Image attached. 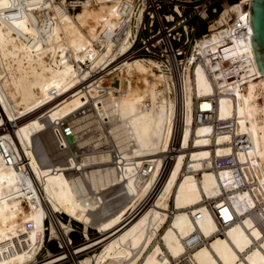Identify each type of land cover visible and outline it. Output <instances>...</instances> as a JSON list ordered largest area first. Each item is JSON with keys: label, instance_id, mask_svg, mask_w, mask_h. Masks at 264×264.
Here are the masks:
<instances>
[{"label": "bare ground", "instance_id": "bare-ground-1", "mask_svg": "<svg viewBox=\"0 0 264 264\" xmlns=\"http://www.w3.org/2000/svg\"><path fill=\"white\" fill-rule=\"evenodd\" d=\"M132 4L133 0H84L83 7L73 14L61 2L39 0L36 7L47 8L43 12L54 15L50 26L55 32V43L49 47L62 56L53 63L45 58L50 48L38 40H26V34L35 32L28 18L8 17L11 2L0 0V97L10 118L28 113L18 124L13 139L18 146L21 142L27 148L33 163V172L26 174L14 165L5 164L0 154V264H55L64 258L62 252L53 253L49 249L48 254L39 259L44 245L46 216L51 218L52 236H59L60 231L68 232L71 228L63 219L56 221L58 211L85 224L89 238L73 253L99 243L104 245L101 250L76 261L77 264H177L176 261L187 252L183 238L198 228V224L207 234L217 228L216 221L201 201L205 194L215 196L222 190L219 176L210 169L203 170L201 179L194 172H183L187 154L182 153L172 163L153 203L127 222L126 214L147 195L152 180L142 184L129 180L124 187H118L119 180L107 163L92 165L85 176H80L61 170L60 161L54 160V150L50 148L52 141L49 143L46 135V132L51 133L50 119L65 116L83 104L79 94L66 97L56 105L57 100L53 101L50 96L52 87L63 93L68 84L77 82L78 68L65 61V51L70 49L80 65L97 61L99 53L95 42L100 40L103 32L122 27L124 8L128 6L130 13ZM233 8L241 13V4ZM107 45L111 48L113 44L108 42ZM127 45L123 41L120 50ZM135 68L147 71L149 65L136 58L128 62L125 69L130 73ZM154 75L159 77L157 72ZM141 78L145 80L146 76ZM156 84L157 80L152 85L147 83L144 88L131 86L122 101V115L130 120L140 144L148 153L156 152L165 138L167 141L175 110L172 97L159 98ZM197 85L201 93L212 89L201 67L197 69ZM194 87L193 79L187 76L189 103ZM147 94L155 102L160 101L166 114L155 110L137 113L139 103ZM230 107V99L224 98L222 117L230 114ZM238 113V131L248 132L251 136L264 184V76L251 81L247 91L239 93ZM195 131L198 147L189 150L191 158L188 162L196 170L209 165L210 159L203 158L211 156L208 146L211 141L205 136L210 126L201 124ZM188 136L189 129L185 142ZM228 138V135H220L217 143ZM36 142L45 162L36 153ZM218 147V152L229 151L228 146ZM102 160L106 161L107 157ZM225 175L226 172L221 173V176ZM34 177L43 184L41 200L30 195ZM120 190L124 193L120 194ZM236 197L243 198L244 193L241 191ZM197 211H202L198 223L192 215ZM90 225L101 233L100 236H90ZM194 256L199 264H264V231L251 217H246L244 222L231 226L226 236L217 235L211 244L196 248Z\"/></svg>", "mask_w": 264, "mask_h": 264}, {"label": "built area", "instance_id": "built-area-1", "mask_svg": "<svg viewBox=\"0 0 264 264\" xmlns=\"http://www.w3.org/2000/svg\"><path fill=\"white\" fill-rule=\"evenodd\" d=\"M61 2L70 13L83 7L84 0H52ZM8 17L26 16L34 27L33 35L26 34V40H38L50 50L45 54L47 61L55 63L61 54L55 53L51 46L55 43V32L50 26L54 15L36 7L39 0H10ZM241 4V13L233 6ZM127 5V4H125ZM124 8L122 27L112 32H103L95 42L99 59L80 65L74 60L71 50L65 51L64 59L78 68L77 82L60 89L52 87L50 96L54 105L66 97L81 95L83 104L69 114L50 119V131L55 149L62 157V169L68 174L85 176L92 165L109 164L119 180L118 187H124L126 181L134 180L138 184L152 180L147 195L137 202L135 208L126 214L131 221L140 211L153 203L155 194L166 181L172 163L183 154L185 164L183 172H194L202 178L204 169H210L219 176L222 190L215 196H207L201 201L216 223L217 228L210 234L198 228L183 238L187 252L176 261L177 264H199L194 256L195 249L203 244H211L217 236H226L228 230L237 222L251 217L254 223L264 231V184L261 182L258 157L254 153V144L248 132H239L238 101L239 93L247 91L253 80L264 76L259 69L254 46L249 36L248 19L251 14V0H133L132 10ZM128 9V10H127ZM127 10V12H126ZM210 10L215 13L210 15ZM207 20V30L199 33L201 21ZM215 36V37H214ZM123 41L127 47L120 50ZM112 42L109 48L107 43ZM142 59L149 69H133L128 73L127 63ZM201 67L207 75L212 89L199 92L197 69ZM159 74L155 78L154 73ZM146 76L142 80L141 76ZM193 79L194 92L188 101L186 77ZM157 80L156 91L159 98L166 95L175 102V110L169 135L159 144L156 152L148 153L140 144L130 120L122 115V101L131 86L144 88ZM64 95V96H63ZM231 101L230 114L222 117V100ZM52 101V102H53ZM155 110L164 112L160 101H154L147 94L139 103L138 112ZM25 113L14 119L8 115L0 97V154L7 165H14L26 174L33 172V163L26 147L13 139L18 124L27 116ZM205 124L210 131L205 134L211 144L209 165L193 169L188 162L189 150L197 148L196 126ZM187 129L189 136L185 142ZM220 135L229 138L217 143ZM166 137V136H165ZM228 146L229 151L218 152V146ZM223 148V147H221ZM106 156L107 160L103 161ZM222 172L226 175L221 176ZM123 190V189H122ZM244 193L243 198L236 194ZM121 192V190H120ZM124 192H121L122 194ZM32 198L43 197V184L34 177ZM28 198V197H27ZM173 203V202H172ZM58 221L70 223L68 232L60 231L52 236L50 216L45 217L44 249L48 252L51 243H56L54 253L62 252L64 258L55 264H77L87 254H94L104 245L89 247L78 252V245L88 240L85 224L58 211ZM194 220L202 216V211L192 214ZM91 229L89 226L91 237ZM79 239H74V234ZM98 236V235H97ZM39 254V256H40ZM2 255L0 254V257Z\"/></svg>", "mask_w": 264, "mask_h": 264}, {"label": "water", "instance_id": "water-1", "mask_svg": "<svg viewBox=\"0 0 264 264\" xmlns=\"http://www.w3.org/2000/svg\"><path fill=\"white\" fill-rule=\"evenodd\" d=\"M248 30L259 69L264 72V0H251Z\"/></svg>", "mask_w": 264, "mask_h": 264}, {"label": "rangeland", "instance_id": "rangeland-1", "mask_svg": "<svg viewBox=\"0 0 264 264\" xmlns=\"http://www.w3.org/2000/svg\"><path fill=\"white\" fill-rule=\"evenodd\" d=\"M230 1H233V0H230ZM77 13V12H76ZM210 15L211 16H214L215 15V13H213L211 10H210ZM74 14V13H73ZM207 30V20H205V19H203L202 21H201V24H200V27H199V30H198V32L199 33H203V32H205ZM46 135L48 136V140H49V143H50V148H52V150H54V160L55 161H57V160H61V156H60V154L57 152V150L56 149H54L55 148V145H54V141H53V137L51 136V133L50 132H46ZM53 144V145H52ZM36 153H37V155H38V157L40 158V160L41 161H43V162H45L46 160L44 159V157H43V155H42V152L40 151V148H39V146H38V143L36 142ZM58 157V158H57ZM97 214V213H96ZM56 221H58V220H56ZM65 221V220H64ZM59 222V221H58ZM91 235L92 236H96V237H98V236H100V232L97 230V229H91ZM98 235V236H97ZM96 237H92V238H96ZM86 242V241H85ZM84 242V243H85ZM51 246H52V249L53 250H55V249H57V247H56V243H54V242H52L51 243ZM51 249V248H50ZM51 249V250H52ZM52 250V251H53ZM54 253V252H53ZM58 253V252H57ZM48 254V252L44 249V251L40 254V256H39V259H43L46 255ZM78 261V260H77ZM79 262V261H78Z\"/></svg>", "mask_w": 264, "mask_h": 264}, {"label": "trees", "instance_id": "trees-1", "mask_svg": "<svg viewBox=\"0 0 264 264\" xmlns=\"http://www.w3.org/2000/svg\"><path fill=\"white\" fill-rule=\"evenodd\" d=\"M74 239H75V240L79 239V235L75 233V234H74Z\"/></svg>", "mask_w": 264, "mask_h": 264}]
</instances>
